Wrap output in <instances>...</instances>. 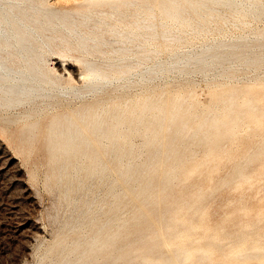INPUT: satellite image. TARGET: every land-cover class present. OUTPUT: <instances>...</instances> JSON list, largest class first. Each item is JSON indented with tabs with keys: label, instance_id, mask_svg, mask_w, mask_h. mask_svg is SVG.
Masks as SVG:
<instances>
[{
	"label": "bare ground",
	"instance_id": "6f19581e",
	"mask_svg": "<svg viewBox=\"0 0 264 264\" xmlns=\"http://www.w3.org/2000/svg\"><path fill=\"white\" fill-rule=\"evenodd\" d=\"M262 23L264 0H0V111L28 149L54 110L34 263L264 264V210L209 223L264 169Z\"/></svg>",
	"mask_w": 264,
	"mask_h": 264
},
{
	"label": "rangeland",
	"instance_id": "374dc122",
	"mask_svg": "<svg viewBox=\"0 0 264 264\" xmlns=\"http://www.w3.org/2000/svg\"><path fill=\"white\" fill-rule=\"evenodd\" d=\"M58 56L59 55L56 53L51 54L48 59L49 64L52 65L54 61L53 59L56 57L58 58ZM59 58L63 62H65L66 59H68L69 57L61 58L59 56ZM66 62L76 63V61L74 59L72 60V58H69ZM197 76L198 75H196V79L199 81V78H201V76L200 75H199L200 77L199 76L197 77ZM199 82L200 84H197L194 87V95L195 93H198L197 95L200 94L199 96H196V95L195 96L199 98L201 96L200 101L202 100V102L206 103L210 99V93H209L210 88L207 85V83L204 81H201V79ZM202 85H204V89L201 88L203 87ZM138 91L140 90L138 89ZM199 91L201 93H199ZM206 92L207 94L205 95ZM59 107L61 109L62 105H60ZM59 107L56 110H59ZM22 109H23L22 107H18L15 110H13V112L10 111L12 113L10 112L3 113L2 111H0V264H29V263L33 264L36 261V257H37L39 250L42 248V247L40 248V242L41 243L47 242L51 238V235H52V229H51L52 225L49 224L51 222H50V219L48 218L49 217L48 213L50 212L52 208V204H53L52 201L54 200V193L51 191V189L48 187L46 183V173L48 169V162L46 158L47 152H46L45 146H43V143L45 140V134L44 135L42 134L45 133L43 127H45L46 122L48 121L50 117V114H52L54 110L49 111L48 113H45L42 115L40 127L43 130H41L39 127V132L37 133V136H36L38 138V139L36 138L37 143L35 142L36 148L34 145L32 148L27 147L28 149H25L26 146L24 147L20 140V131L23 125L22 122L20 121L8 122L7 121L8 116H11L15 113H19L22 111ZM43 118H45V120ZM15 127L18 129V131L16 130ZM13 128L15 131L12 130ZM39 133L41 136L39 135ZM15 135L17 136L16 138H15ZM12 138L15 140H13ZM17 138H18V141H17ZM40 138H42V140ZM256 139L258 138H255V137L253 138L254 141ZM18 144L20 148H18L19 147L17 146ZM40 144H42L44 151L42 150ZM23 148L25 151L23 150ZM33 151L35 154H33ZM42 154L44 157L42 156ZM39 156L41 158L43 157L42 160ZM36 161L38 162L36 163ZM36 165L39 167H37ZM229 167H230V164L222 168L217 173L219 174L218 176L225 174ZM30 170H32V172H29ZM263 172H264V169L261 172V174L256 175V178L251 183V186L249 184H245L243 186L232 185L230 187H224L226 188V190H228V192L224 188L220 189V191H217V193L218 192L220 193L222 190L223 192H226V193L221 192L220 194L221 198L219 197L220 195H218L219 193L216 194L217 198L216 196L214 197L215 199L213 198L215 201L212 200L210 202V207H211L210 210L214 208V210L212 209L211 211L212 214L210 213L211 214L210 218L211 219L213 218L214 220L209 219L210 220L209 223H211V221H214V223H217V220H220L223 216L227 214H236V216L238 215L237 216L238 218L241 219L243 217L242 219L245 220L247 219V217L248 218L251 217L250 215L257 214L259 209L264 210V207H263L264 206L263 205L264 203V184H263L264 175L263 174L264 173ZM39 173H41V175H39ZM254 186L255 188H253ZM228 188L230 189V192ZM48 189L50 192L48 191ZM239 190L240 192L243 191V193L240 194ZM245 190L247 191L245 192ZM233 193L235 194L232 195ZM251 194H252V197H251ZM244 195L248 196L247 198L249 199H247ZM241 197H244V198H241ZM253 197H255L254 198L255 201L252 199ZM222 199L224 200H223V203L221 204ZM236 200L237 202L235 203ZM212 202L213 204H211ZM249 203L251 204V206ZM217 205H219V207H217ZM230 206H231V209H230ZM242 206L246 208L242 209L241 208ZM215 208L217 209V211L220 208L219 210H222L223 212L222 211L217 212ZM214 211L215 213L217 212L216 214L218 216L214 213ZM250 212H255V213L250 214ZM239 213L242 215H240ZM262 223L264 224V221Z\"/></svg>",
	"mask_w": 264,
	"mask_h": 264
}]
</instances>
